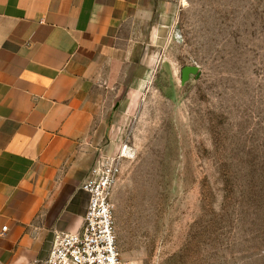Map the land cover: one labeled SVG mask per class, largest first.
I'll return each mask as SVG.
<instances>
[{"label": "rangeland", "instance_id": "374dc122", "mask_svg": "<svg viewBox=\"0 0 264 264\" xmlns=\"http://www.w3.org/2000/svg\"><path fill=\"white\" fill-rule=\"evenodd\" d=\"M155 47L145 83L116 85L123 115L104 142L103 151L132 148L114 193L121 256L263 258L264 0H182Z\"/></svg>", "mask_w": 264, "mask_h": 264}, {"label": "crops", "instance_id": "0c3cea01", "mask_svg": "<svg viewBox=\"0 0 264 264\" xmlns=\"http://www.w3.org/2000/svg\"><path fill=\"white\" fill-rule=\"evenodd\" d=\"M181 6L0 0V264H40L59 232L81 230L82 184L123 115L116 85L146 82Z\"/></svg>", "mask_w": 264, "mask_h": 264}, {"label": "built area", "instance_id": "2783aa9c", "mask_svg": "<svg viewBox=\"0 0 264 264\" xmlns=\"http://www.w3.org/2000/svg\"><path fill=\"white\" fill-rule=\"evenodd\" d=\"M131 154L127 143L119 152L97 154L82 184L89 201L81 230L59 232L48 258L40 264H131L120 254L114 214L115 188L123 161Z\"/></svg>", "mask_w": 264, "mask_h": 264}]
</instances>
